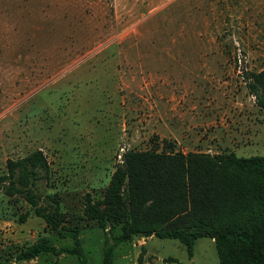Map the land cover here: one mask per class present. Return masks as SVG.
Listing matches in <instances>:
<instances>
[{"label":"rangeland","instance_id":"374dc122","mask_svg":"<svg viewBox=\"0 0 264 264\" xmlns=\"http://www.w3.org/2000/svg\"><path fill=\"white\" fill-rule=\"evenodd\" d=\"M263 68L264 0H0V174L40 149L49 178L38 194L58 199L100 264L104 235L84 196L103 197L125 151L264 155V109L246 78ZM40 239L72 246L20 196L0 193V264H78L67 253L16 259ZM220 249L208 236L188 250L134 235L113 264H221Z\"/></svg>","mask_w":264,"mask_h":264},{"label":"trees","instance_id":"16d2710c","mask_svg":"<svg viewBox=\"0 0 264 264\" xmlns=\"http://www.w3.org/2000/svg\"><path fill=\"white\" fill-rule=\"evenodd\" d=\"M246 78L249 92L264 109V68L247 73ZM48 178L46 157L36 149L6 160V171L0 174V193L20 196L46 227L60 238H69L72 246L56 248L47 239H40L21 249L16 259L67 253L75 255L78 264H91L80 242V227L65 222L58 199L38 194L42 180ZM262 181L264 155L125 151L103 197L94 200L89 193L84 196V214L104 235L100 264H113L116 245L134 235L151 233L178 239L188 250L195 239L208 236L223 245L221 264H264V194L259 192ZM28 213L20 214L18 220L26 221ZM172 218L180 219L183 226L154 227V223ZM227 243L235 248L234 252H229Z\"/></svg>","mask_w":264,"mask_h":264}]
</instances>
